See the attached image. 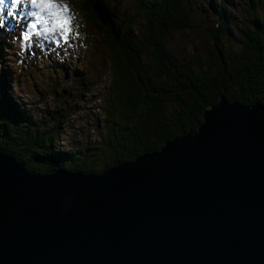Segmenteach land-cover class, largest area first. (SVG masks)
I'll return each mask as SVG.
<instances>
[{
	"label": "water",
	"instance_id": "1",
	"mask_svg": "<svg viewBox=\"0 0 264 264\" xmlns=\"http://www.w3.org/2000/svg\"><path fill=\"white\" fill-rule=\"evenodd\" d=\"M202 117L99 175L0 153V264H264V105L222 96Z\"/></svg>",
	"mask_w": 264,
	"mask_h": 264
},
{
	"label": "trees",
	"instance_id": "2",
	"mask_svg": "<svg viewBox=\"0 0 264 264\" xmlns=\"http://www.w3.org/2000/svg\"><path fill=\"white\" fill-rule=\"evenodd\" d=\"M74 1L85 8L87 21L102 34L110 55V84L100 95L102 119L96 124L103 131L97 145L63 150L58 145L65 116L56 111L48 124L31 120L4 72L0 75V153L26 172L39 176L64 169L99 175L158 152L168 142L195 135L203 112L222 96L230 103L264 105V13L255 10L256 0H248L252 17L244 32L231 10L212 0L215 21L203 30L209 44L189 61L178 59L167 42L174 32L195 27L198 8L192 7L191 0H131L134 16L126 14L119 23L111 13L110 0ZM135 19L141 22L137 30ZM233 29L239 38L233 37ZM224 34L240 45L237 51L222 48ZM85 40L91 42L89 33ZM6 46L0 33L1 59ZM78 81L84 96L96 86L84 72Z\"/></svg>",
	"mask_w": 264,
	"mask_h": 264
},
{
	"label": "rangeland",
	"instance_id": "3",
	"mask_svg": "<svg viewBox=\"0 0 264 264\" xmlns=\"http://www.w3.org/2000/svg\"><path fill=\"white\" fill-rule=\"evenodd\" d=\"M211 1L191 0L195 4L192 7L198 8L193 19L195 27L174 32L168 40L167 46L178 59L193 60L200 53V48L208 46L209 39L203 30L215 21ZM216 1H221L231 10L235 23L244 32L252 17L248 0ZM256 1L255 10L263 14L264 0ZM59 3L68 8L64 14L69 21L67 37L46 12L40 14L39 20L29 15L39 10L28 0H19L15 6L12 0H5V4L0 5V33L5 36L7 45L3 48V58H0V75L6 73L13 93L21 108L32 116L31 120L42 119L48 124L56 111L58 115L65 116L58 146L63 150H73L97 145L100 141L103 130L101 124L99 129L96 124L102 119L100 95L110 84V55L102 34L87 21L85 8L74 0H59ZM110 7L117 23L126 14L134 16L131 0H110ZM100 24L103 30L107 29L106 24ZM140 26L141 22L136 20L134 30ZM87 33L91 35L90 43L85 40ZM237 33V30H231L236 39L240 37ZM232 35L224 34L222 38V48L226 51H237L240 47L230 38ZM82 72L96 85L85 96L78 81Z\"/></svg>",
	"mask_w": 264,
	"mask_h": 264
},
{
	"label": "snow or ice",
	"instance_id": "4",
	"mask_svg": "<svg viewBox=\"0 0 264 264\" xmlns=\"http://www.w3.org/2000/svg\"><path fill=\"white\" fill-rule=\"evenodd\" d=\"M19 3V0H12V5L15 6ZM28 3L37 8L39 11L37 13H29V15H34L39 20L41 18L40 14L46 12L49 17L52 18L55 26L58 27L67 37L69 34V21L64 18V14L68 12V8L62 6L59 0H28ZM5 0H0V5H4ZM12 13L9 12V15ZM47 22V21H45ZM35 27V25H31Z\"/></svg>",
	"mask_w": 264,
	"mask_h": 264
}]
</instances>
